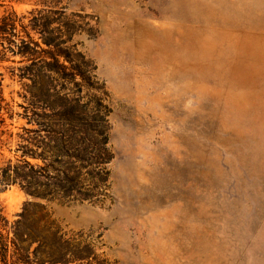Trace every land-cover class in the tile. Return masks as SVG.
Returning <instances> with one entry per match:
<instances>
[{"label": "rangeland", "instance_id": "1", "mask_svg": "<svg viewBox=\"0 0 264 264\" xmlns=\"http://www.w3.org/2000/svg\"><path fill=\"white\" fill-rule=\"evenodd\" d=\"M47 2L14 7L62 10L90 30L74 42L108 93L114 159L98 202L12 186L0 191L7 217L46 204L102 264H264V0ZM14 66L0 63V122L16 132L26 103Z\"/></svg>", "mask_w": 264, "mask_h": 264}, {"label": "trees", "instance_id": "2", "mask_svg": "<svg viewBox=\"0 0 264 264\" xmlns=\"http://www.w3.org/2000/svg\"><path fill=\"white\" fill-rule=\"evenodd\" d=\"M26 3L48 6L47 0H0L10 8L0 17V63L17 64L9 68L10 78L20 83L26 103L18 131L4 130L0 122V191L18 186L45 202L96 203L114 154L108 93L74 42L90 30L64 23L62 10L19 14L14 6ZM4 81L0 73V112L8 106ZM12 144L14 157H5L3 148ZM82 237L65 231L46 204L26 203L16 220L0 204V264H102Z\"/></svg>", "mask_w": 264, "mask_h": 264}]
</instances>
